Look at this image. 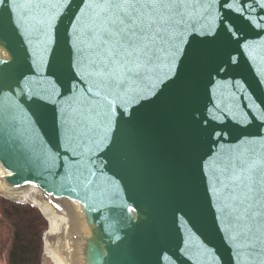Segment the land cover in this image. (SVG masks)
I'll return each instance as SVG.
<instances>
[{"label":"water","instance_id":"water-1","mask_svg":"<svg viewBox=\"0 0 264 264\" xmlns=\"http://www.w3.org/2000/svg\"><path fill=\"white\" fill-rule=\"evenodd\" d=\"M16 3L0 0V195L47 221L44 258L264 264V198L245 239L219 182L242 158L264 188V0H198L174 58L107 99L78 42L97 0Z\"/></svg>","mask_w":264,"mask_h":264},{"label":"snow or ice","instance_id":"snow-or-ice-1","mask_svg":"<svg viewBox=\"0 0 264 264\" xmlns=\"http://www.w3.org/2000/svg\"><path fill=\"white\" fill-rule=\"evenodd\" d=\"M198 0H97L96 11L82 30V45L93 78L104 99L129 81L140 79L162 59L174 58V43ZM16 7H27L13 0ZM92 89H89L91 92ZM264 164V162H260ZM256 161L242 158L229 160L219 180L230 203L225 207L238 235L248 239L253 224L262 214L255 210L257 197L264 198V188L255 189L252 178ZM264 175V172L261 173ZM57 207H59L57 205ZM235 238V237H234Z\"/></svg>","mask_w":264,"mask_h":264},{"label":"trees","instance_id":"trees-1","mask_svg":"<svg viewBox=\"0 0 264 264\" xmlns=\"http://www.w3.org/2000/svg\"><path fill=\"white\" fill-rule=\"evenodd\" d=\"M0 216L11 232L7 264H42L47 221L39 210L0 196Z\"/></svg>","mask_w":264,"mask_h":264},{"label":"rangeland","instance_id":"rangeland-1","mask_svg":"<svg viewBox=\"0 0 264 264\" xmlns=\"http://www.w3.org/2000/svg\"><path fill=\"white\" fill-rule=\"evenodd\" d=\"M10 228L0 216V264H7V251L10 244ZM42 264H53L51 260L43 257Z\"/></svg>","mask_w":264,"mask_h":264}]
</instances>
